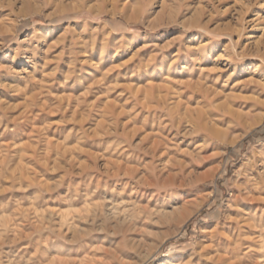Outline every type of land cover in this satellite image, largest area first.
Returning <instances> with one entry per match:
<instances>
[{
	"label": "rangeland",
	"instance_id": "1",
	"mask_svg": "<svg viewBox=\"0 0 264 264\" xmlns=\"http://www.w3.org/2000/svg\"><path fill=\"white\" fill-rule=\"evenodd\" d=\"M226 2L0 0L2 28H16L0 35V264L83 259L75 254L80 242L71 244V238L92 229L86 219L110 203L124 218L114 231L91 236L90 244L103 248L100 264H139L156 237L165 244L147 264L160 263L166 253L193 264L264 259V237L234 229L231 203L245 160L264 152V0ZM227 7L226 18L214 13ZM211 15L207 29L197 27ZM228 25L234 33H212ZM229 44L252 55L240 79L245 88L214 104L197 99L192 107L202 129L187 147L194 157L174 155L167 184L160 181L142 197L143 188L125 171L152 179L150 158L132 155L133 142L150 126V87L163 94L169 87L175 96L170 106L180 108L181 83L201 82L202 63L206 72L212 68L199 60L203 51L222 56ZM19 47H34L35 56L7 74ZM122 110L126 115L116 119L113 113ZM107 167L119 168L122 177L109 178ZM183 199L193 211L189 219L151 228ZM147 229L154 234L141 237Z\"/></svg>",
	"mask_w": 264,
	"mask_h": 264
},
{
	"label": "bare ground",
	"instance_id": "2",
	"mask_svg": "<svg viewBox=\"0 0 264 264\" xmlns=\"http://www.w3.org/2000/svg\"><path fill=\"white\" fill-rule=\"evenodd\" d=\"M217 1L220 6L221 5L226 6L227 3L226 0L225 1L217 0ZM230 11L231 8L227 7L221 14L219 10L215 8L214 13L221 17H225L227 14H229ZM1 12H0V16L3 15L1 14ZM214 19H215L214 16L211 15L210 20L207 23H203L200 21L198 22L197 27L207 29L208 24L212 23ZM10 33L12 34L16 33V28L3 29L2 23L0 22V35L10 34ZM212 33L221 36L225 34L230 35L234 33V31L228 25L225 26V28L217 27L216 29L212 30ZM36 40L38 41V39ZM2 45L3 42L0 43V50ZM231 46L232 45L229 44V47L227 48L225 47L226 53L223 54L222 56L221 55L218 56L217 51L216 52L212 50L208 52L203 51L199 60L201 59V61L204 63L210 61L212 68H209L206 72L202 63L199 67L200 69L199 78L201 79V82L197 81L196 83H193L190 81V82L181 83V86L184 87V90L181 91L180 93L178 92L179 95L177 96L179 99L180 108L173 109L170 106L169 100L174 99L175 96L172 94L173 92H171V90L168 89L169 87L168 88L163 87L165 89L164 90L165 94L161 92V89H159L157 85L156 86L152 85L150 87L149 98L153 105L149 106L148 108L149 115L146 117L150 126L148 130H145L143 127V131L146 132L145 135L142 138L138 139L136 142H133V144L135 143L134 147L132 143L131 146L133 147L134 150L136 149L137 151L143 152L142 155L141 153L138 154V152L136 151L134 154H132L133 156H137L138 158L141 157L150 158L149 168L151 169L152 179L150 180V178L144 176H134L137 174V172L130 168H127L125 171V175L132 176L131 177L132 183L137 184L143 188L141 191L142 197L147 195L149 188L153 189V191L156 190L158 185L161 184L160 181L163 182L162 186L167 184L166 179H164L165 176L164 174L169 169L168 168L169 160L170 159L173 160L174 155L190 157V158L194 157V156L192 157V153L188 150L187 147H189L190 145L191 136H193L200 129H202L200 124L201 117L198 115V109L192 107L193 104L197 102V99L198 100L202 99V102L206 104L207 103L214 104L217 101H219L221 97L230 98L231 95L233 97V92H235L238 89L245 88L246 85L244 84L243 81H240V79H241V75L243 74L242 73L243 67L249 64L250 61L249 58L252 55L246 52L238 53L236 48L237 46L236 45H234L233 47ZM23 48L19 47L18 51L16 50L17 52L14 53V59L9 63L10 66L7 68V74H10L11 71L12 72L16 71L18 68L17 65L18 64L20 65L24 60H27L30 57L35 56L34 47L33 48L31 47L32 49L29 48L23 49ZM219 63L224 65L218 67L217 65ZM190 76H193L192 73H190ZM240 103L241 105H245L246 102L240 101ZM113 115L114 117H116V119H120L122 116L126 115V113L124 110H122L119 113L116 112L113 113ZM127 125L128 122L122 124L123 132L126 131ZM123 135L126 134L124 133ZM145 144L146 146H144ZM176 162L179 165H181L182 163L180 160ZM244 164H245V168L242 174L241 184L237 186L234 194L231 197V203L233 207L232 210L236 216V221H235L236 223L234 229L239 231L247 230L250 233L251 232L260 233V236L264 237L263 236L264 235L263 234L264 233L263 149H259L256 151L254 155L247 157ZM105 174L109 178L122 177L120 175L119 168L116 171L114 170L111 171V168L107 167ZM194 184H192L191 187ZM183 187H185V184L181 183L180 188ZM183 201H185L183 205L178 206L176 204H173L165 211H162L161 213L159 212L160 214L157 216V218H155L152 221L151 228H153L154 226L155 228L161 227L174 220H177L179 223H181L189 219L192 216L193 211L187 209L190 202L187 201V199H183ZM121 213L122 212L119 211V208L113 206L110 203V204L102 205V207L96 214H94L90 218H87L85 223L88 226L89 225L93 226V228L84 230L85 234L83 236L74 235L73 238H71V242H70L71 244L80 242L79 247L75 250L76 251L75 254L76 256L83 255L84 257L83 259L78 261L77 260L71 261L69 262V264H100V260L97 259V256L99 252L103 251L102 250L103 248L98 247L97 245L94 244H90V238L94 234L102 235L106 232L109 233L114 231V229L117 228L123 221L122 219L124 218V216ZM97 223H99V225ZM153 234L154 232L151 229L150 230L147 229L144 231V234L141 237L145 235H147L148 237ZM156 238H157V242L156 243L154 242L152 245H150L149 248L150 250H147L141 256V260L139 264H147L150 263V261H154L159 251L163 248L165 244L163 238H159V237ZM141 239L140 241L138 240L139 242H137L136 245H140L144 241V239L143 240ZM162 257L160 263L157 264H193L191 261H186L184 259L185 258L184 255L180 256L179 258L173 256V253L172 254L166 253ZM262 257L264 256H261L260 258ZM222 259L223 258H221L219 261H221ZM259 264H264V259H262V261Z\"/></svg>",
	"mask_w": 264,
	"mask_h": 264
}]
</instances>
